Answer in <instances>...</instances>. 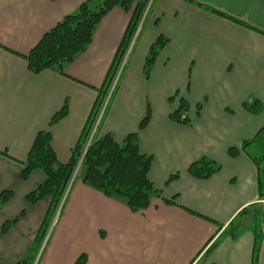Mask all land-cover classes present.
I'll list each match as a JSON object with an SVG mask.
<instances>
[{
	"label": "crops",
	"instance_id": "obj_1",
	"mask_svg": "<svg viewBox=\"0 0 264 264\" xmlns=\"http://www.w3.org/2000/svg\"><path fill=\"white\" fill-rule=\"evenodd\" d=\"M85 1L0 0V152L8 155L0 153V195L13 194L0 208V264L25 259L50 206V197L27 203L45 175L37 170L23 180L21 163L37 134L47 130L59 161L69 160L131 18L114 8L64 74L32 73L26 56ZM153 2L124 56L98 135L112 134L122 143L138 133L141 152L153 159L150 180L174 203L154 197L147 210L132 213L77 177L38 264H75L83 255L85 264H252V228L209 249L243 209L261 202L257 167L241 148L264 127V0ZM160 36L169 43L146 77L150 47ZM181 98L189 103L190 124L171 119ZM254 98L263 105L259 114L243 106ZM66 101L68 115L50 127ZM149 109L150 122L140 129ZM201 158L217 162L221 171L193 177L189 167ZM243 226H250L248 219ZM262 238L258 264H264V230Z\"/></svg>",
	"mask_w": 264,
	"mask_h": 264
},
{
	"label": "trees",
	"instance_id": "obj_2",
	"mask_svg": "<svg viewBox=\"0 0 264 264\" xmlns=\"http://www.w3.org/2000/svg\"><path fill=\"white\" fill-rule=\"evenodd\" d=\"M96 1L98 4L95 6ZM153 1L101 0L100 4L99 0H86L80 5L76 13L67 15L57 26L47 32L26 56L29 70L32 73L39 74L45 70H51L64 74L66 66L74 62L91 45L95 31L110 11L120 7L131 13L117 55L102 88L98 90L96 102L79 141L71 151L69 160L65 163L59 161L52 145V134L47 130L37 134L27 158L21 163V178L23 180H27L37 170L45 175L44 181L26 196L27 203L37 204L47 197H50L51 201L37 237L25 259L19 264H38L37 256L43 247L56 214L59 212L60 217L63 211L68 194L77 178L75 173L79 169L83 170L82 182L85 185L101 192L108 198L124 203L132 213L147 210L154 197L162 198L167 204L174 203L163 199L161 192L150 180L149 173L153 159L141 152L138 133L129 134L122 143H118L112 134L98 135L102 121L109 111L118 89L117 83L106 103L118 69L132 41L136 36L137 39L140 36ZM207 10L223 15L213 9L207 8ZM225 17L229 18L228 16ZM168 43L167 38L160 36L151 45L144 69L146 77L150 76L160 52ZM174 100V97L170 98V101ZM243 106L252 114L263 112V105L255 98L251 103L245 102ZM189 110L188 101L181 98L179 105L171 114V119L180 124H190ZM200 110L201 105L198 106V111ZM68 113L69 103L66 101L61 110L51 119L50 127L65 118ZM150 119L151 111L149 109L141 122L140 129H145ZM98 120L100 122L95 133H93ZM241 149L257 167L259 174L258 192L261 202L243 209L217 238L209 251L214 249L222 238L236 239L244 230L252 228L255 234L252 264H258L264 230V127L255 137L244 142ZM0 153L8 156L6 152ZM229 153L236 156L238 149L232 148ZM81 160L82 164L79 168ZM220 171V164L208 158H201L189 167V173L197 179H209ZM176 177L178 176L176 175ZM12 197L11 192H3L0 195V208ZM248 216L253 217L252 222L249 227H244L243 219ZM9 225L10 223H6L3 226L4 232L9 229ZM86 262L87 257L83 255L75 264H85ZM195 264H200V261Z\"/></svg>",
	"mask_w": 264,
	"mask_h": 264
},
{
	"label": "rangeland",
	"instance_id": "obj_3",
	"mask_svg": "<svg viewBox=\"0 0 264 264\" xmlns=\"http://www.w3.org/2000/svg\"><path fill=\"white\" fill-rule=\"evenodd\" d=\"M99 1H100L99 3L101 4V0H99ZM97 4H98V1H96L95 6H96ZM97 9H98V8H97ZM130 15H131V13H130ZM132 44H133V41H132L130 47L132 46ZM130 47H129V49H130ZM129 49H128V50H129ZM121 67H122V72H123V69H124L123 61H122ZM121 67H120V68H121ZM122 72H121V74H120V76H119L120 79H121V76H122ZM120 79H117L118 86H119V84H120ZM118 80H119V81H118ZM113 83H115V79H114V82H113ZM116 84H117V83H116ZM112 85H113V84H112ZM114 90H115V87H114L113 91H114ZM113 91H112V93H113ZM112 93H111V94H112ZM111 94L109 93L108 97H110ZM107 101H108V100H107ZM107 101H106V103H107ZM178 105H179V101H178ZM99 131H100V129H99ZM82 175H83V170L81 169V170H79V172H78V176H77V177H81ZM248 217H249V218L246 217V218L243 219V225H245V221H246L247 219H248V222H249V223L252 222V218H253V217H252V216H248ZM197 262H198V261H197ZM197 262H196V263H197Z\"/></svg>",
	"mask_w": 264,
	"mask_h": 264
},
{
	"label": "built area",
	"instance_id": "obj_4",
	"mask_svg": "<svg viewBox=\"0 0 264 264\" xmlns=\"http://www.w3.org/2000/svg\"><path fill=\"white\" fill-rule=\"evenodd\" d=\"M130 49H131V47H130ZM130 49H129V51H130ZM126 57V56H125ZM125 59H123V64L125 63ZM122 64V63H121ZM120 67H121V65H120ZM119 67V69H118V72H117V74H116V77H115V83H113V86H112V89H111V93H112V91H113V89H114V87H115V85H116V83H117V79H119V76H120V74H121V72H122V67L120 68ZM109 99V98H108Z\"/></svg>",
	"mask_w": 264,
	"mask_h": 264
}]
</instances>
